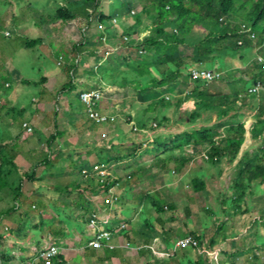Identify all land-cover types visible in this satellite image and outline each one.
Returning <instances> with one entry per match:
<instances>
[{
    "label": "crops",
    "instance_id": "crops-1",
    "mask_svg": "<svg viewBox=\"0 0 264 264\" xmlns=\"http://www.w3.org/2000/svg\"><path fill=\"white\" fill-rule=\"evenodd\" d=\"M9 2L10 0H0V5L6 7ZM2 7H0L1 13ZM10 9L12 10V5ZM12 15H15L13 10L11 15H4L6 19L0 18V29L6 25L9 29L18 32L17 29L20 26H15L17 21L15 17L14 19L10 18ZM23 16L28 17L26 13ZM44 23L46 20L42 21V25ZM60 23L57 22L55 27ZM13 27L18 28L13 29ZM7 34L10 32L3 33V37L8 39L4 40L5 43L15 46V49L18 48L19 42H21L19 39H22V36L18 34L16 39L10 40L12 37H6ZM23 36H25L24 33ZM30 41L28 44L31 43ZM26 50L31 49L27 46ZM21 52L19 54L24 58L26 54ZM9 56L8 46H0V80L3 82L4 78L13 79L20 84L22 76L15 67V59L12 60ZM82 60L84 61V59ZM239 68L240 66H237V69ZM76 78L74 81L78 80L84 84L83 87L91 86L89 83H84L85 77L77 76ZM4 82L0 89L2 88L3 94L6 92L4 95L7 96L9 102L5 104V101L0 98L2 101L0 146L22 138L21 136L27 132L24 129V124H29L35 130V133L30 134L17 150L14 164L18 172L15 175L31 172L35 168L39 180L58 176L56 180L60 184L53 187L51 184L43 182L36 187V182H33L35 183L33 192L29 190L30 193H28L29 191L23 189V195H34L42 200L39 205L32 206L35 213H30L29 209L24 208L27 206L26 203L22 207L20 198L12 200L9 198L11 196L5 197V192L0 194V264H25L33 259V254L38 250L52 243L61 250L54 264H215L210 258H205L201 254L200 250L202 249L210 252L218 251L220 264H264V190L262 193L257 189L253 190L255 194L250 195L242 204L246 211L243 213L236 209L230 198L232 195L230 190L237 173L238 163L245 154L254 151L242 153L232 165H227L224 162L217 167L208 163L205 159L207 150L195 158L187 153H175L179 155L178 161L170 163L168 169H161L156 165L158 159L168 155L158 146L165 143L169 145L171 140L178 136L191 133L194 130L216 128L222 123L228 128L234 126L236 121L246 124L249 122L248 117H253L255 123H258L259 112L257 115L252 114H255L262 103H258L256 100L259 97L252 98V101L248 100L249 111L247 113H242L244 106L241 104L235 114L230 116L233 118V123L229 126L227 122L226 124L224 120L219 119L217 122L211 121L212 123L209 124L210 112L203 116L206 122L202 121L203 118L199 119L201 122L197 121L199 123L193 121V113L190 111H195V105L192 101L184 104L180 109L170 107L171 112H165L167 109L162 107H155V113H147L146 110L151 104L148 102H152L151 100L143 101V97L138 95L139 90L137 94L120 97L117 93L121 86L114 84L109 88V93L114 94H107L108 98L106 97L107 100H105L107 102L103 101L101 109L111 115H118L119 119L117 122L103 125L89 121L87 132L83 135L77 133L78 127L83 124V119L71 112L72 100L67 95L69 88L66 87L68 83L63 85L62 92L56 98L60 100L59 104L53 108L46 106V110L37 109L32 121H22L15 116L16 107L19 108L21 104H16L17 99L14 95L9 97V94L12 93V85L8 83L9 81ZM106 84L103 79L101 86ZM126 87L128 86H125L124 89ZM45 89L47 96L49 90H54L53 87H45L44 91ZM181 89V84L179 87L178 84H172L158 90L168 94V97H162V99L175 102L180 96ZM231 91L233 92V89ZM240 94L241 98H244V91H240ZM49 97L52 98V95ZM18 102L21 103L22 100H18ZM21 110L23 113L27 112L24 107ZM161 113L167 115L164 120L168 119L163 124L152 117ZM240 115L242 117L236 118ZM154 125L157 127L154 128ZM133 127L142 130V132L134 133ZM253 127L247 130L250 138H247L246 135V141H252L254 144L256 140L252 134ZM222 132L226 134V129H222ZM53 135H58V137L55 140L51 139ZM100 135L105 138L103 140L108 141L107 144L101 145L98 144V140L95 141ZM47 141L49 143L48 153L45 150ZM92 141L95 142L92 143ZM147 143H149V147L142 148L143 144ZM42 152L45 153V158L49 156L52 159L51 163L55 164L54 167L41 164L43 161L39 155ZM182 158L190 161H179ZM98 162L117 165L121 176H132V180L123 182L119 192L121 200L111 212L107 211L105 206L95 203L96 190L93 185L87 181H82L79 184L80 177L77 172ZM21 164H26L29 168L22 169ZM170 168L173 171V176L177 177L171 182L167 178ZM69 171L75 177V188L67 187L72 181L68 183L64 175ZM196 177H202L205 181ZM195 180L204 183V191L199 193L194 191ZM64 188H69V194L71 191L74 194L73 190L76 189V196L73 197L70 194L71 198L66 197L65 194L68 193L62 192ZM6 193L11 194L9 191ZM210 200L211 202H209ZM160 201H165L166 211L161 216L157 213ZM214 202L217 204L214 205ZM41 205L44 207L40 210ZM56 205H61V208L56 209ZM202 205L206 209H203ZM212 205L217 210L216 215L212 213L214 209ZM12 207H14V211H11ZM168 207L175 209L173 212H176L177 216L170 212ZM195 209L198 212H195ZM95 211L100 216L101 229H108L113 233V244L117 247L115 250L97 251L88 248V243L94 236V230L89 226V218ZM74 221L78 225L84 226V232L73 234V226L70 223ZM123 224L128 225L127 231L120 229ZM188 236H197L200 239L202 244L200 250H176L177 240ZM127 244L130 245L129 248ZM139 247H145V249L138 251ZM150 247L161 254H172V257L157 256Z\"/></svg>",
    "mask_w": 264,
    "mask_h": 264
},
{
    "label": "trees",
    "instance_id": "trees-1",
    "mask_svg": "<svg viewBox=\"0 0 264 264\" xmlns=\"http://www.w3.org/2000/svg\"><path fill=\"white\" fill-rule=\"evenodd\" d=\"M111 1L112 8L109 15L101 11L100 0H64L62 7L54 15L55 22L64 24L78 20H85L89 27L97 24L98 27L112 29L115 35L121 37L120 42L129 48L140 37L142 33H149V36L142 41L141 56L137 67L130 70L129 79L123 80L124 86L135 85L141 88L143 93L148 89H163L172 84L181 82L182 89L180 96L175 102L160 99L153 102L147 108V113H155V107L180 109L184 104L193 102L195 111L192 120L202 119L205 113L216 112L220 120L229 118L238 107L248 106V100L241 98L240 91L249 93V98H257V94H252L251 90L260 83L264 85V64L256 62L252 54L257 47L259 53L264 56V0H108ZM140 12H136L138 7ZM114 18L122 21L121 24H114ZM128 28L122 26L125 24ZM118 33V34H117ZM257 37V45L252 41L251 36ZM125 36L129 40H125ZM240 42H243L242 46ZM38 42H31L27 46L33 49ZM140 46V45H138ZM138 48V47H137ZM257 48V49H258ZM139 49V48H138ZM183 49L190 51V58L186 56ZM247 51V52H246ZM80 49L75 48L72 53L75 69H78ZM188 57V58H187ZM257 57V56H256ZM255 57V58H256ZM248 58L252 59L247 68L248 80L236 79L234 71L237 66H248ZM238 59V64H235ZM102 56H97L96 62L98 70L94 66L90 73L97 78L96 83L101 84L107 78V73L103 74L101 68ZM234 61V64L232 62ZM83 62V60L81 61ZM228 62L227 72L224 80L233 85L232 95H213L210 93L209 85L202 81L192 80L194 69H204L208 66H223ZM139 64V65H138ZM226 66V65H225ZM218 67V68H219ZM71 73V83L67 88H71L75 83L76 70ZM135 75L134 77L131 75ZM147 78H151L146 82ZM114 84L120 85L114 80ZM70 83V84H69ZM247 86V88H246ZM94 87L92 89H98ZM90 90L83 88L82 92ZM245 99V100H244ZM105 99L100 101V106ZM2 106V101H0ZM101 108V107H100ZM258 123L252 128V134L256 141H261V146L253 153H247L237 165V173L231 188V200L236 209L241 213L246 212L242 204L250 195H254L256 189L262 193L264 190V104L258 107ZM242 115L236 117L239 118ZM132 119V118H131ZM168 120V119H167ZM165 119L164 121L167 122ZM95 123V122H94ZM96 124V123H95ZM226 129L225 136L221 130ZM26 130V129H25ZM61 134V133H58ZM30 133L23 134L19 140L12 143L1 144L0 159L2 169L0 170V194L7 190L11 193L13 200L23 196L24 179L35 182L38 174L34 168L31 172H25L18 176V185H13L12 178L18 172L14 164L15 155L21 143L28 139ZM247 126L244 122L236 121L232 127H226L224 123L216 128H204L194 130L171 140L168 150L167 143L161 144L162 150L168 155L157 160V166L161 169H168V165L178 161L175 153H187L193 158L204 153L208 163L219 166L224 164L232 165L241 155L246 143ZM58 135H53L51 139H56ZM183 157V156H182ZM185 157V156H184ZM52 159L48 156L44 162L47 166L54 167ZM181 162H188L182 158ZM35 170V171H34ZM39 180V179H38ZM132 180V179H131ZM83 182L84 179L82 180ZM11 190V191H10ZM205 190V185L200 180L194 181V191L199 193ZM259 193V194H260ZM157 213L161 216L166 213L165 204L158 206ZM17 208V206H15ZM173 212V208H170ZM246 209V207H245ZM247 210V209H246ZM14 211V207L12 210ZM177 216L176 212H173ZM264 218V214H263ZM162 221V225H163ZM196 239L197 236H194ZM200 247L202 246L200 239Z\"/></svg>",
    "mask_w": 264,
    "mask_h": 264
},
{
    "label": "rangeland",
    "instance_id": "rangeland-1",
    "mask_svg": "<svg viewBox=\"0 0 264 264\" xmlns=\"http://www.w3.org/2000/svg\"><path fill=\"white\" fill-rule=\"evenodd\" d=\"M63 2L64 0H10V2L8 3L6 7H2L3 6L2 4H1L2 6L0 5V7H2V13L0 12L2 14V17L0 16V18H3L5 14H7L8 16L11 15L12 10H13L15 15L14 16L12 15L10 18L14 19L15 17L17 21L15 26H20V28L17 27L18 29L13 27V29H17L18 32H15L14 30L9 29L6 25H3L2 29H0V46H5V47L8 46L9 54H10L9 57L12 60L15 59L14 60L16 61L14 62L15 67L19 70L22 76V81L20 84L16 83L15 80L13 79H7V78L3 79V82L9 81L8 83L12 85V91H11L12 93L9 94V97L14 95V97L17 99L16 104L17 103H19V105L21 104L19 108L18 106L16 107L17 112L15 116L17 117V119L22 120V121H28V120L32 121L34 118L33 115L35 114L37 109L46 110V106L53 108L56 106V104L60 103V100L56 98H58L60 92H62L61 89L63 85H66V83H68L70 79L72 78L71 73L75 69V66H74L75 64L73 63V59H72V52L74 51L76 47L80 49V57H79L80 63L78 64L79 69L77 70L75 69L77 72L76 77L77 76L78 77L83 76V78L85 77L84 83L91 84V86H86L89 89H92L94 87H102L104 89V99L105 100H107L108 98L107 94L109 93L110 86L114 85L115 83L114 80H116L117 83L119 84L122 83L120 84L121 86L120 90L118 89L119 94L117 93V95H119L120 97L122 95H133L134 93L137 94L138 90L140 91L138 95H141L143 97V101H146L145 99L151 100L152 102H148L151 104L153 103V101H157V100L159 101L160 99H162V97H168L167 96L168 94H166L165 92L160 91L158 89L153 90V88L151 89L149 88L146 93H143L140 90L141 88H137V86L135 87V85L129 84V86L126 87V89H124L125 86L123 84V80L127 78V76H129L128 77L129 82L130 83L133 82L132 80H130L132 78L128 74L130 73V70L132 68L137 67L138 61L135 62L134 60H136L138 57L141 56L140 49H141L142 44H140V46H130L129 48H124L125 46H123L120 42L121 37H119L118 35H115L116 30L114 28L108 29V30L107 28L101 29L97 26V24H93L92 27H89L88 23L85 20H78V21L76 20L74 22L67 23V24H64L60 21L61 23L55 27L56 22H55V19H53V17L58 12V10L62 7L61 3ZM100 3L102 6L100 10L105 12L106 15H109V12L112 11L111 10L112 2L108 0H100ZM11 5H12V10L10 9ZM140 10H141V7L139 6L136 9V11L139 12ZM25 13L28 15V17L23 16ZM43 20H46V23L42 25ZM122 26L128 28L126 23L122 24ZM6 32H10V34L12 35V39L10 40L16 39L18 37V34L22 36V39H19L21 42H19L18 48L15 49V46H10L9 44L5 43L4 40H8V39L3 37V33H6ZM23 33L25 34V36H23ZM29 36H30V39H28ZM148 36H149V33H142L139 37L140 39L137 40L136 42L142 43V41ZM29 40H31L30 42L34 41V42H40V43L36 44V46L33 47V49L26 50ZM257 42H258V39H257ZM42 43L43 44L45 43V45H42ZM18 49L20 50L18 51ZM39 50L41 53L39 52ZM100 50H103V52H100ZM20 51H22L21 52L22 54H26L24 58L22 55L19 54ZM183 52L186 56L190 58L191 56L190 51L183 49ZM100 53H103L106 57L105 58L106 60L103 62V65H102L103 67L101 68L102 75L107 73L106 74L107 78L105 79V84L106 82L107 84L104 86H101V84H97V83L95 84V82L97 81V78L93 77L90 73L91 69H93L94 66H97L98 63L96 62V59ZM257 53H259V51L254 49L252 54L249 53L248 55L253 56V58H255L257 56ZM257 58L258 57H256L255 59L256 62H257ZM82 59H84L83 62H81ZM252 59L248 58L247 60L248 66L245 65L243 68L240 67L239 69L235 70L234 76H236V79H238V81L242 79L248 80V78H246L247 68L251 64ZM227 64L228 62H226V64H223V66L221 67L216 66V69L213 68V66H208L206 69L215 70L219 72H227V67H228ZM232 64H234V61L232 62ZM235 64L236 65L238 64V59H236ZM100 67L101 66L95 67L94 68L95 71H100L98 70ZM131 75L135 79V75L134 74H131ZM47 79H50V80L47 81ZM150 79L151 78H147L146 82H149ZM3 82L2 80H0V87H3ZM73 82L75 84L71 86V89L69 88V92L67 95H69L72 100L71 112L74 115L76 114L79 115L83 119L82 121L83 124H81L78 127L77 133L84 135V133L87 132L86 128H87L88 122L89 121L92 122L87 113V108L85 104L79 98L80 91L86 87H83L84 84L78 82V80H76L75 82L73 79ZM181 82L182 81H179L178 83H176L178 84V87L180 86ZM122 86L124 87L122 88ZM45 87H49V88L53 87L54 90L52 91L49 90V95H52V98L49 97V95L47 96L46 89L44 91ZM209 89H210L209 90L210 93L214 95H221L224 93L231 94V95L233 94V92L231 91L233 89V85L230 84V82L225 81V80L220 81V82L211 83L209 85ZM169 90L171 91L172 89H169ZM0 94H2L0 95V98H2V101H5L4 102L5 104L8 103L9 100L7 99V96L4 95L6 94V92L3 94L1 90ZM109 94H114V93H109ZM243 96L245 99L252 101V99L248 97L249 93L244 92ZM257 97H259L258 99H256L258 103L262 102L264 104V88H262V91H260V93L257 94ZM18 100H22V102L20 103L18 102ZM22 107H24L25 110H27L26 113L22 112L21 110ZM169 111L171 112V109L167 108L165 112H169ZM243 111L244 112L242 113H247L249 111V108L244 105ZM190 112L193 113V111H190ZM235 112L236 111H234L233 113L235 114ZM258 112L259 111L257 110L255 114L253 113L252 115H257ZM210 114H211L210 115L211 117L208 119V122H210L209 124H211L212 122H217L218 119L220 120L218 113L210 112ZM53 116L55 117L54 114ZM152 117L158 119L160 124H163L164 117H167V115H165V113H161V114H155V116L153 115ZM232 119H233L232 117H229L225 119L224 122L225 123L227 122L230 126L233 123ZM247 120L249 121L246 123L247 130L253 127V123L255 125L257 124L255 123V120L253 117L252 118L248 117ZM198 121L201 122V120H198ZM202 121H205V118H203ZM153 122L158 123L157 121H154V120ZM154 128H155V125H154ZM34 133H35V130H33L32 134ZM221 133L223 135L225 134L224 132H222V130H221ZM97 138L98 139L96 138H92V139H96L95 141L98 140V144L104 145V144H107L108 142L106 140H103L105 138L101 137V135L97 136ZM247 138H250V134H247ZM95 141H92V143ZM261 143H262L261 141H256L253 144L252 141H249V142L246 141L245 146L242 150V153L246 151L253 152L259 146H261ZM46 145L47 147H45V150L48 153V149H49L48 141L46 142ZM171 145H172L171 143L169 145L167 144L166 150L172 147ZM39 157L44 162L45 153L42 152V154L39 155ZM46 158H48V156ZM21 167H23L22 169L29 168V166L26 164L25 165L21 164ZM169 170L170 171L168 172L167 178L171 182L177 179V177L173 176V171L171 168ZM77 174L80 177L79 184H81L83 180L81 171L77 172ZM56 177L52 176L49 179H46V178L41 179V180L37 179V181H35L37 185L35 186L37 187L39 184L43 182L47 184H51L53 187L57 186L60 183L56 180ZM64 177L67 178L68 183L72 181L71 184L67 185V187L69 186V187L75 188L76 181H74L75 177L71 175V172L69 171V173L64 175ZM196 178L197 179L200 178V180L205 181L204 178L202 177H196ZM12 183L13 185H16V186L18 185L17 175H15L12 178ZM34 184L35 183L25 178L24 183H23V189L27 191L31 190V192H33ZM64 189L62 190V192L64 193H68L70 191L69 188L65 190ZM73 192L74 194H72V191L70 192V194H72L74 197L76 196V189L73 190ZM28 193H30V191ZM70 194L69 193L65 194V196L68 198H71L72 195ZM4 195L5 197L11 196V194L9 195L6 192ZM9 198L12 199V197H9ZM20 202H21L22 207L25 206L24 205L25 203L27 204V206H25L24 208L29 209L28 212L35 213V210L32 209V206L39 205L40 203H42V200L36 198L34 195L32 196L23 195L22 197H20ZM209 202H211V200ZM164 203L165 201L164 202L160 201L159 206H162ZM216 204L217 203L214 202V205ZM214 205H212L214 208L212 213L213 215H216L217 210ZM226 206L228 207V204H226ZM43 207L44 206L41 205L40 210L43 209ZM57 208H61V205L60 206L56 205V209ZM202 208L206 209V207H204L203 205H202ZM195 212H198V210L195 209ZM207 221L209 222V219H207ZM70 224L71 226H73L72 228L74 231L73 234L76 235L77 233L84 232L85 228L82 224L78 225L75 221L71 222ZM33 256L35 257V254H33Z\"/></svg>",
    "mask_w": 264,
    "mask_h": 264
},
{
    "label": "built area",
    "instance_id": "built-area-1",
    "mask_svg": "<svg viewBox=\"0 0 264 264\" xmlns=\"http://www.w3.org/2000/svg\"><path fill=\"white\" fill-rule=\"evenodd\" d=\"M9 37V35H7ZM263 61V59H262ZM98 67V66H97ZM192 80L202 81L207 84L218 82L222 79V74L208 70V69H194L192 71ZM255 92H258L256 90ZM104 98L103 89H90L84 91L80 95V100L85 104L87 113L92 122L98 125L117 122L118 115H111L105 113L100 108V101ZM1 105V103H0ZM155 127H157L155 125ZM24 128L30 134L33 133V128L29 124H25ZM133 132L141 133L139 130L133 127ZM106 137V136H105ZM149 147V143L143 144L142 148ZM117 165L109 164V162H98L90 167L84 168L81 171L84 181L89 182L95 187L96 201L95 203L105 206L106 210L111 212L114 206H117L121 200L120 189L124 181H129L132 176L123 177L119 174ZM101 220L97 211H95L89 218V226L94 230V236L88 243V248L101 251V250H115L117 247L113 244V233L108 229H101ZM104 225V224H103ZM107 225V224H105ZM122 231L128 230V225L123 224L120 226ZM129 248L130 245L127 244ZM145 247L137 248L138 251H142ZM151 250L157 255L163 258H170L172 254H161L155 251L152 247ZM197 249L200 250V242L194 236H188L186 238L178 239L176 243V250ZM61 250L54 243L48 244L35 253V257L25 264H54L58 259ZM201 254L206 258H210L215 264H220V254L218 251L210 252L209 250H200Z\"/></svg>",
    "mask_w": 264,
    "mask_h": 264
},
{
    "label": "clouds",
    "instance_id": "clouds-1",
    "mask_svg": "<svg viewBox=\"0 0 264 264\" xmlns=\"http://www.w3.org/2000/svg\"><path fill=\"white\" fill-rule=\"evenodd\" d=\"M62 5H63V3H61ZM140 12V11H139ZM136 13H138V11H136V12H134L133 14H136ZM120 21L121 20H119L118 18H114V24H121L122 23V21H121V23H120ZM57 23V22H56ZM99 28H101V29H103L102 27H99ZM7 35H9V37H12V35L11 34H7ZM6 35V37H8ZM125 38V40H129V37H127V36H125L124 37ZM140 38H138L137 40H139ZM251 39H252V41L253 42H257V37L256 36H254V35H252L251 36ZM136 40V41H137ZM144 41V40H143ZM141 43L140 42H135V43H133V46H138V45H140ZM242 44H243V42H240V45L242 46ZM256 45H257V43H256ZM260 48H256V50H258V51H260L259 50ZM100 52H103V50H100ZM141 53H142V50H141ZM259 53H257V62H260V63H262V64H264V56L262 55V54H259ZM98 56H102L103 57V60H102V63L106 60L105 58V55L103 54V53H100ZM62 59V58H61ZM254 59H256V58H254ZM262 59H263V61H262ZM103 65V64H102ZM97 66H98V64H97ZM206 69V68H205ZM209 70V69H208ZM212 71H215V70H212ZM215 72H218V73H221L222 74V79L221 80H219L218 82H220V81H223L224 80V77H225V72H219V71H215ZM192 75V74H191ZM194 81V80H193ZM208 85H210V84H208ZM8 86V85H7ZM9 87V86H8ZM100 89H103V88H101V87H99ZM262 88H264V85L262 84V83H260L256 88H254V89H252L251 90V93L252 94H259L260 93V91H262ZM256 90H258V92H255ZM103 91H104V89H103ZM80 98V97H79ZM104 99V98H103ZM101 107V106H100ZM102 110V109H101ZM106 113V112H105ZM109 114V113H108Z\"/></svg>",
    "mask_w": 264,
    "mask_h": 264
}]
</instances>
